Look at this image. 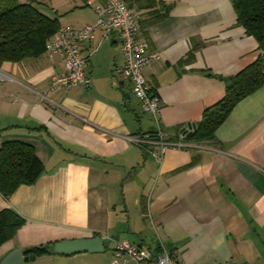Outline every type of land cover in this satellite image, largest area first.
Returning <instances> with one entry per match:
<instances>
[{
  "label": "crops",
  "instance_id": "0c3cea01",
  "mask_svg": "<svg viewBox=\"0 0 264 264\" xmlns=\"http://www.w3.org/2000/svg\"><path fill=\"white\" fill-rule=\"evenodd\" d=\"M17 1L40 4L67 28L93 24L101 2ZM123 1L136 13L138 39L160 55L142 70L160 100L155 114L121 72L116 32L97 30L81 45L88 86L51 89L64 73L60 57L0 67V147L30 144L44 167L34 184L0 196V211L25 221L0 247V261L14 249L25 257L34 247L101 237L112 259L115 242L127 241L186 264H264V82L214 139L185 137L225 97L228 79L264 64V50L236 23L230 0ZM158 133L161 162L150 155Z\"/></svg>",
  "mask_w": 264,
  "mask_h": 264
},
{
  "label": "trees",
  "instance_id": "16d2710c",
  "mask_svg": "<svg viewBox=\"0 0 264 264\" xmlns=\"http://www.w3.org/2000/svg\"><path fill=\"white\" fill-rule=\"evenodd\" d=\"M236 23L246 35L253 37L264 50V0H230ZM40 4L0 0V67L37 60L45 55L47 41L59 30L58 18H50ZM163 14L159 19L165 17ZM264 82V64L256 62L235 77L228 79L226 95L202 119L193 133L185 135L192 141L214 139L216 129L232 109L257 91ZM44 173V167L34 148L22 141L4 142L0 147V196L7 200L21 186L34 184ZM25 224L10 209L0 211V247L12 240ZM54 244L34 247L25 252L36 258L51 255ZM156 253V252H155Z\"/></svg>",
  "mask_w": 264,
  "mask_h": 264
},
{
  "label": "built area",
  "instance_id": "2783aa9c",
  "mask_svg": "<svg viewBox=\"0 0 264 264\" xmlns=\"http://www.w3.org/2000/svg\"><path fill=\"white\" fill-rule=\"evenodd\" d=\"M96 19L93 24L80 28L60 27L45 46V56L60 57L64 73L52 77L51 89L58 87L70 90L78 85L88 86L90 78L87 71V58L82 55L81 45L92 40L95 31L101 30L106 35L116 32L120 54L124 60L121 70L129 81L134 97L141 103L142 109L155 114L159 109V97L145 81L142 70L160 60V55L149 49L145 41L138 39L140 25L133 8L123 0H101L95 9ZM0 71V79H2ZM143 142V140H137ZM156 148L150 155L158 162L164 153L163 135L158 133L153 141ZM186 264L178 261L176 255L167 251L155 253L150 249L133 245L127 241H116L113 259L109 264ZM229 264V263H224Z\"/></svg>",
  "mask_w": 264,
  "mask_h": 264
},
{
  "label": "water",
  "instance_id": "95a60500",
  "mask_svg": "<svg viewBox=\"0 0 264 264\" xmlns=\"http://www.w3.org/2000/svg\"><path fill=\"white\" fill-rule=\"evenodd\" d=\"M109 242L110 240L102 239L101 237L62 241L53 245L51 254L72 257L80 254L100 253L104 251ZM34 259V255L22 257L21 252L18 249H14L0 261V264H21L23 262L34 261Z\"/></svg>",
  "mask_w": 264,
  "mask_h": 264
},
{
  "label": "rangeland",
  "instance_id": "374dc122",
  "mask_svg": "<svg viewBox=\"0 0 264 264\" xmlns=\"http://www.w3.org/2000/svg\"><path fill=\"white\" fill-rule=\"evenodd\" d=\"M53 2L57 0H52ZM43 12L47 15H51V12L49 10H43ZM111 249L112 244L109 243L107 249L105 252H100L96 254H80L72 257H64V256H56L55 259H61V260H55L53 264H109L112 260L111 256ZM44 256H41L39 258H43ZM23 264H37L36 261H28ZM38 264H42L41 262Z\"/></svg>",
  "mask_w": 264,
  "mask_h": 264
}]
</instances>
